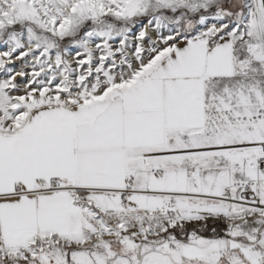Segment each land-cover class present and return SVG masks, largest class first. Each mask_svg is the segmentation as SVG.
I'll return each mask as SVG.
<instances>
[{
  "label": "snow or ice",
  "instance_id": "1",
  "mask_svg": "<svg viewBox=\"0 0 264 264\" xmlns=\"http://www.w3.org/2000/svg\"><path fill=\"white\" fill-rule=\"evenodd\" d=\"M0 264H264V0H0Z\"/></svg>",
  "mask_w": 264,
  "mask_h": 264
}]
</instances>
